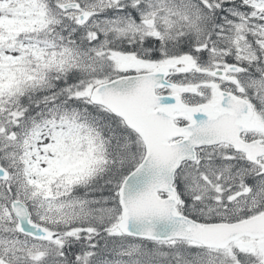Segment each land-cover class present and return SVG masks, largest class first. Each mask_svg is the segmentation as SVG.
I'll list each match as a JSON object with an SVG mask.
<instances>
[{"label": "snow or ice", "instance_id": "6c2138e0", "mask_svg": "<svg viewBox=\"0 0 264 264\" xmlns=\"http://www.w3.org/2000/svg\"><path fill=\"white\" fill-rule=\"evenodd\" d=\"M0 264H264V0H0Z\"/></svg>", "mask_w": 264, "mask_h": 264}]
</instances>
